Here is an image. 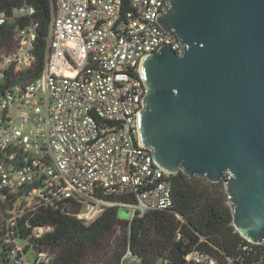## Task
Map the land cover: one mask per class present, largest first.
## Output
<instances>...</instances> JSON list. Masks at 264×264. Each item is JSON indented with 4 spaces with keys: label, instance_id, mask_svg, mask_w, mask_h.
Returning <instances> with one entry per match:
<instances>
[{
    "label": "built area",
    "instance_id": "obj_1",
    "mask_svg": "<svg viewBox=\"0 0 264 264\" xmlns=\"http://www.w3.org/2000/svg\"><path fill=\"white\" fill-rule=\"evenodd\" d=\"M122 2L54 0L37 74L35 26L15 24L14 47L0 48L5 264H52L51 253L39 245L52 227L32 223L41 211L65 213L88 226L113 208L128 227L172 207L171 173L141 146L138 114L146 95L144 59L162 46L180 54L182 45L158 24L167 0H127L129 11ZM33 14L26 5L8 16L0 10V28ZM185 262L224 264L198 250ZM117 264L141 260L128 245Z\"/></svg>",
    "mask_w": 264,
    "mask_h": 264
},
{
    "label": "water",
    "instance_id": "obj_2",
    "mask_svg": "<svg viewBox=\"0 0 264 264\" xmlns=\"http://www.w3.org/2000/svg\"><path fill=\"white\" fill-rule=\"evenodd\" d=\"M158 24L182 50L143 61L141 146L166 172L223 181L235 232L264 245V0H167Z\"/></svg>",
    "mask_w": 264,
    "mask_h": 264
},
{
    "label": "trees",
    "instance_id": "obj_3",
    "mask_svg": "<svg viewBox=\"0 0 264 264\" xmlns=\"http://www.w3.org/2000/svg\"><path fill=\"white\" fill-rule=\"evenodd\" d=\"M123 10L129 11L127 0ZM34 14L0 28V48L14 47V25L31 24L37 35L38 73L45 52V38L52 18L50 0H0V10L7 16L22 6ZM172 207L165 213H149L130 226L118 219L116 209H107L88 226L65 213L41 211L33 225L52 227L39 242L52 255V264H117L129 245L141 264L165 260L167 264H186L193 250L230 264H264V245L251 244L235 232L231 208L221 182L210 183L202 177L182 172L169 176ZM131 201V200H128ZM179 234V237H177ZM0 264H5L0 254Z\"/></svg>",
    "mask_w": 264,
    "mask_h": 264
},
{
    "label": "rangeland",
    "instance_id": "obj_4",
    "mask_svg": "<svg viewBox=\"0 0 264 264\" xmlns=\"http://www.w3.org/2000/svg\"><path fill=\"white\" fill-rule=\"evenodd\" d=\"M2 88H1V86H0V90H1ZM221 185H222V187H223V181H221ZM224 188V187H223ZM228 204V203H227ZM228 206L230 207V205L228 204ZM119 218H121V219H124V213H120V215H119Z\"/></svg>",
    "mask_w": 264,
    "mask_h": 264
},
{
    "label": "bare ground",
    "instance_id": "obj_5",
    "mask_svg": "<svg viewBox=\"0 0 264 264\" xmlns=\"http://www.w3.org/2000/svg\"><path fill=\"white\" fill-rule=\"evenodd\" d=\"M143 64V63H142Z\"/></svg>",
    "mask_w": 264,
    "mask_h": 264
}]
</instances>
